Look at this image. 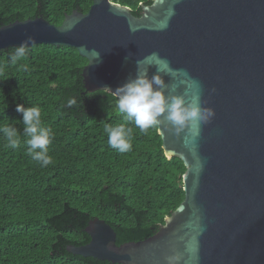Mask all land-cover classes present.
Here are the masks:
<instances>
[{
    "label": "water",
    "instance_id": "1",
    "mask_svg": "<svg viewBox=\"0 0 264 264\" xmlns=\"http://www.w3.org/2000/svg\"><path fill=\"white\" fill-rule=\"evenodd\" d=\"M43 44L86 59V92L133 102L185 168L184 199L147 239L116 245L94 218L75 256L111 264H264V0H92L59 26L0 27V50ZM139 97L135 103L133 98Z\"/></svg>",
    "mask_w": 264,
    "mask_h": 264
},
{
    "label": "trees",
    "instance_id": "2",
    "mask_svg": "<svg viewBox=\"0 0 264 264\" xmlns=\"http://www.w3.org/2000/svg\"><path fill=\"white\" fill-rule=\"evenodd\" d=\"M110 1L135 17L153 2ZM91 4L0 0V27L37 17L59 26ZM86 64L68 47L0 50V264H111L66 247L89 242L94 218L117 246L147 239L184 199L185 168L164 156L154 121L133 102L86 92Z\"/></svg>",
    "mask_w": 264,
    "mask_h": 264
},
{
    "label": "built area",
    "instance_id": "3",
    "mask_svg": "<svg viewBox=\"0 0 264 264\" xmlns=\"http://www.w3.org/2000/svg\"><path fill=\"white\" fill-rule=\"evenodd\" d=\"M123 109H125V110H129V109H130V106H127V107L124 106Z\"/></svg>",
    "mask_w": 264,
    "mask_h": 264
}]
</instances>
